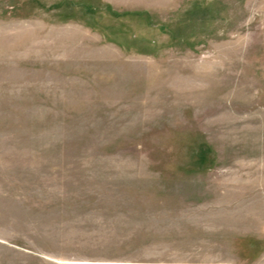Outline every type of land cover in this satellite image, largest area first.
<instances>
[{
    "label": "rangeland",
    "instance_id": "1",
    "mask_svg": "<svg viewBox=\"0 0 264 264\" xmlns=\"http://www.w3.org/2000/svg\"><path fill=\"white\" fill-rule=\"evenodd\" d=\"M0 264H264V0H0Z\"/></svg>",
    "mask_w": 264,
    "mask_h": 264
}]
</instances>
